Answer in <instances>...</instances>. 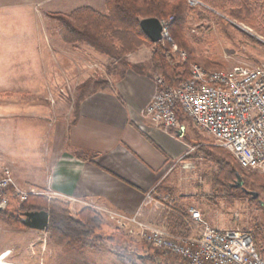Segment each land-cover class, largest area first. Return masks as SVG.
<instances>
[{
    "label": "crops",
    "instance_id": "0c3cea01",
    "mask_svg": "<svg viewBox=\"0 0 264 264\" xmlns=\"http://www.w3.org/2000/svg\"><path fill=\"white\" fill-rule=\"evenodd\" d=\"M6 6L16 10L10 14L3 9ZM81 7L105 11L106 0H0V62L15 59L33 63L43 58L61 63L70 72L68 78L77 79L78 95L73 108H67L61 97L67 75L51 74L48 83L54 84L53 90L41 86L35 91L45 95V102L37 107L35 120L27 122L18 110L33 106L26 97L29 91L0 86V166H10L22 186L56 193L55 198L67 202L75 214L86 207L134 214L149 192L161 194L171 188L175 179L171 168L191 160L194 145L185 137V125L191 119L181 113L179 130L183 128L184 134L180 136L179 130H165L145 117L144 108L156 91L154 70L138 71L132 66L149 62L152 66L153 47L129 54L124 66L111 62L104 77L99 74L108 80L107 85L96 87L97 71L90 64L96 63L100 54L85 44H66L60 38L57 21L49 16ZM26 16L42 21L40 33L19 25L20 38L8 41L5 19L22 22L29 19ZM70 62L75 67L64 65ZM48 93L55 97L53 102ZM54 114L57 121L50 123ZM203 146H194L197 154H203ZM18 207L6 210L18 216ZM165 216L170 229L179 231L182 223L173 213L167 214L153 202L142 210V219L147 222L161 224ZM22 218L16 221L0 215V264H43L51 245L55 249L64 246L49 243L50 238L44 235L47 231L26 226ZM204 218L215 227H225L215 218ZM256 246L264 256V244ZM138 258L137 264H160L143 252Z\"/></svg>",
    "mask_w": 264,
    "mask_h": 264
},
{
    "label": "rangeland",
    "instance_id": "374dc122",
    "mask_svg": "<svg viewBox=\"0 0 264 264\" xmlns=\"http://www.w3.org/2000/svg\"><path fill=\"white\" fill-rule=\"evenodd\" d=\"M204 8L209 7H195L198 12L202 11L205 14L204 18L197 19L198 16L194 14L188 17L186 23V35L192 41L198 54L207 56L217 62L222 63L226 68L225 71L230 70L237 65L256 66L264 64V30H259L258 24L253 25L249 21H240L233 18L230 19L229 17L225 16L238 32L234 38H225L218 31L212 14L206 11ZM3 9L8 11L10 14L16 10L12 6H6ZM106 11L107 10L100 12ZM170 17L164 19H169ZM27 18H29L27 21L22 20V22H15L11 19V17L5 19V24H2L7 31L5 34L9 35L8 41H15L20 38L19 35L22 32L19 30V25H25L29 28L31 27L32 30L38 29L39 31L42 21L35 18V16H30ZM174 20L175 16L172 23ZM7 26H9V28ZM58 29L60 38L63 40L60 33L59 23ZM170 34L172 35L171 29ZM173 42L179 47L178 50L186 52L187 58L185 60H187L188 52L178 45L174 37ZM65 43L75 46L71 43ZM172 43L164 42V44H167L171 48V52L177 58L185 61L180 57L178 52L173 50ZM79 44H85L92 48L83 42ZM142 47L150 46L142 45L129 54L135 53ZM92 49L95 50L94 48ZM98 54H100L98 55V61L94 64H90V66L92 70L95 69L97 71L96 76L97 82L99 84L106 80L100 77L99 74H102L104 77V72L108 71V65L111 64V62L113 64L115 61H119L122 62L124 66V63H126V57L129 55H125L122 59H113L100 52H98ZM64 65L69 67L74 65L75 67V64H72V62ZM142 69L152 70L151 63H145ZM69 73L70 72H68V69L64 67L63 64L49 63L43 58L33 63L17 62L15 59H11V61L0 62V86L4 88L11 87L12 89L16 90L23 89L29 91L26 97L28 101H31L33 106H23L21 110H18V113L21 114L22 117L25 116V120L28 122L30 120H35L37 107L45 102V95L36 94V92L39 90V87L44 86V89L47 91L48 89L50 91L53 90L52 87L54 84L48 83L51 74L63 76L65 78L67 75V78L64 80L65 88H62L61 97L63 98L67 108H73V105L77 101L78 97L77 89L75 87V82H77V79H73L71 76L68 78ZM152 74L153 79L156 75H162V73L159 71H152ZM106 82H108V80H106ZM30 92L35 93L32 94ZM20 96L23 95H18V98ZM47 96L53 102V98L55 97L50 93H48ZM23 119L24 118H22V121ZM49 119L50 123L57 121L56 114L52 115ZM185 126V137L192 145L197 146L199 143H203V147H209L210 150H215V148H223L216 145L213 137L200 130L192 120L191 122H187ZM38 128L39 127H37V129ZM205 149L207 150V148ZM230 154L232 155L231 152ZM191 155V160H187L183 164L178 165V167H173L170 169V174L174 173L175 179L173 180L174 183L172 181L171 188H168L169 190H167V192H170L176 198L179 209L182 212H185L188 206H196L201 210L202 214L206 218L208 217L209 219H217L219 223L225 226L224 228H243L248 230L253 234L254 241H256L258 245L264 244V187L257 184H249L247 185L248 190L257 192V198L253 199L251 198V195H248L247 193V195H243V193H241L239 190L231 188L229 184H226L227 181L225 178H216L218 168L220 166L219 158L216 156V154H212V156H209L205 153L197 154L195 148ZM20 164H23L22 160H20ZM8 167L11 169L10 166ZM223 183H225V185H223ZM18 185L24 188L31 186ZM44 192L45 194L42 195L48 197L51 196L50 198H55V195H57L56 193L48 194L47 191ZM180 201L183 202V205L181 206H179ZM19 203L22 202H19L17 199L11 196L8 210H15ZM145 207L146 206H144L142 210ZM91 208H93L102 219L101 226L95 230V234L100 235L101 237L96 242L97 245L95 247H91L89 245L83 246L81 242H77L75 240L69 241L65 244H58L50 237L49 233L47 232L48 234L44 235L45 237L50 238L49 243L56 244L58 246H64L56 247L55 249V247L53 248L54 245H51L52 247L49 248V253L44 257L43 264H137L140 261L138 258L139 252L147 254V258H150V261L155 263L159 262L160 264H170L174 260V256L168 252L154 250L145 241H142L136 236H131L127 233V231L122 229L121 226L108 214V210H118L106 207ZM142 210L140 211L141 219ZM71 213L74 216H78L80 212L75 214L71 211ZM20 217L22 218L23 215Z\"/></svg>",
    "mask_w": 264,
    "mask_h": 264
},
{
    "label": "built area",
    "instance_id": "2783aa9c",
    "mask_svg": "<svg viewBox=\"0 0 264 264\" xmlns=\"http://www.w3.org/2000/svg\"><path fill=\"white\" fill-rule=\"evenodd\" d=\"M188 3L192 7L206 6L201 0ZM173 19L161 20L162 42H173ZM172 45L185 60L186 52L178 50L174 42ZM154 82L155 94L144 108L146 118L176 133L181 128L178 112L183 113L211 135L216 145L231 152L242 167L264 174V64L212 71L194 63L189 77L178 85L167 83L162 75H156ZM42 194L45 192L37 187L19 186L11 169L0 166V210L7 209L11 196L25 202L30 196ZM152 202L179 218V231L170 229L167 216L161 224L141 219L140 211ZM142 208L134 214L114 210H108V214L131 236L174 256L170 264H264L250 231L215 227L196 206L190 205L182 212L170 192H149Z\"/></svg>",
    "mask_w": 264,
    "mask_h": 264
},
{
    "label": "trees",
    "instance_id": "16d2710c",
    "mask_svg": "<svg viewBox=\"0 0 264 264\" xmlns=\"http://www.w3.org/2000/svg\"><path fill=\"white\" fill-rule=\"evenodd\" d=\"M201 1L210 8L204 9L212 14L218 31L225 38H234L238 34L225 16L249 21L253 25L258 24L259 30H264V0ZM106 10L100 12L90 7H81L70 13H51L49 16L58 21L65 42L73 45L86 43L113 59H122L142 45L153 47L152 69L161 72L165 81L171 85H178L189 77L190 66L194 62L208 70L225 71L226 68L222 63L198 54L186 35L188 17L194 14L198 16L197 19L205 17L202 11L198 12L195 7L188 4L187 0H106ZM170 16H175L170 26L171 33L178 45L188 52V59L185 61L177 58L164 41L152 42L141 29L142 19L162 20ZM132 67L141 71L143 64ZM97 83L96 87L99 88L107 85L108 82ZM180 115L181 113L178 112L179 118ZM202 151L209 156L216 154L220 163L216 178H225L226 184L239 190L243 195H247L245 190H248L249 184L264 187V175L242 167L228 150L223 148L210 150L209 147H203ZM239 178L241 186L237 187ZM32 210L49 211L47 232L58 244L75 240L81 242L83 246L95 247L96 242L101 238L100 235L95 234V230L101 226L102 219L93 208L86 207L78 216H74L67 202L44 195H33L27 201L19 203L18 216L6 209L0 210V215L20 221V216L24 212Z\"/></svg>",
    "mask_w": 264,
    "mask_h": 264
},
{
    "label": "water",
    "instance_id": "95a60500",
    "mask_svg": "<svg viewBox=\"0 0 264 264\" xmlns=\"http://www.w3.org/2000/svg\"><path fill=\"white\" fill-rule=\"evenodd\" d=\"M140 26L143 32L154 42H161L163 40L162 24L158 18H145L140 21ZM178 134L181 136L184 134L183 128L179 130ZM236 186H241L240 178L237 180ZM248 195H251L253 199L257 198L258 193L254 191L245 190ZM22 223L26 226L47 231L49 227V211L47 210H32L26 211L23 214Z\"/></svg>",
    "mask_w": 264,
    "mask_h": 264
}]
</instances>
